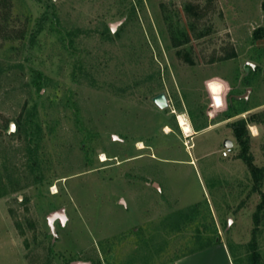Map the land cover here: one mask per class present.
I'll use <instances>...</instances> for the list:
<instances>
[{"label":"rangeland","instance_id":"obj_1","mask_svg":"<svg viewBox=\"0 0 264 264\" xmlns=\"http://www.w3.org/2000/svg\"><path fill=\"white\" fill-rule=\"evenodd\" d=\"M263 2L0 0V264H264Z\"/></svg>","mask_w":264,"mask_h":264},{"label":"trees","instance_id":"obj_2","mask_svg":"<svg viewBox=\"0 0 264 264\" xmlns=\"http://www.w3.org/2000/svg\"><path fill=\"white\" fill-rule=\"evenodd\" d=\"M262 6L264 9V2L262 4ZM46 16L48 17L47 12L43 15V17H46ZM43 17L39 20L40 26L38 27L37 31H40V29H42L43 24L45 23V21L43 20ZM58 31L63 33V31L59 28H58ZM35 35L36 34L33 33L32 40L35 39ZM255 36H256V38L264 37V26H260L257 29ZM185 61L188 62L189 64H194V60L192 57H187L185 59ZM245 78H246L247 82H249V78L247 76ZM41 79H42V73L40 71H38L36 74V78L34 79V85L38 88L41 87ZM236 113L237 112L235 109L230 108L227 117H231V116L235 115ZM33 116H35V111H33L31 113V117H33ZM250 120L253 121V119H251V118H250ZM31 123H32L31 129H30L31 132L29 135H30V138L33 139V138H35V134H38L40 132V128H39L38 123L35 120L31 119ZM232 124H233L234 134H235L236 138L238 139L239 143L242 145V148L239 151V153L237 154V157L243 158L251 164L250 157L248 155H246L247 149L249 147V139L247 137V126H246L247 120L239 119Z\"/></svg>","mask_w":264,"mask_h":264},{"label":"water","instance_id":"obj_3","mask_svg":"<svg viewBox=\"0 0 264 264\" xmlns=\"http://www.w3.org/2000/svg\"><path fill=\"white\" fill-rule=\"evenodd\" d=\"M117 24H118V22H113V23L109 24L112 31H114L116 29ZM251 64L254 65L253 63H251ZM207 85H208L209 91L211 93V96L213 98V101L215 103V106L218 108L223 106L224 105L223 94H224V91L226 89L225 84L218 79H213V80L209 81ZM152 100L160 109H165V108L169 107V100H168V97H167L165 92H161V93L155 95L152 98ZM10 130L11 131L15 130V123L14 122L10 123ZM224 146L225 147H232L233 141L231 139H228V138L225 139ZM58 216L65 219L66 216H65V212H64L63 208L51 212L49 214V219H50V221H52ZM70 264H83V263L80 261H73Z\"/></svg>","mask_w":264,"mask_h":264},{"label":"crops","instance_id":"obj_4","mask_svg":"<svg viewBox=\"0 0 264 264\" xmlns=\"http://www.w3.org/2000/svg\"><path fill=\"white\" fill-rule=\"evenodd\" d=\"M164 264H234V261L226 244L220 242Z\"/></svg>","mask_w":264,"mask_h":264},{"label":"built area","instance_id":"obj_5","mask_svg":"<svg viewBox=\"0 0 264 264\" xmlns=\"http://www.w3.org/2000/svg\"><path fill=\"white\" fill-rule=\"evenodd\" d=\"M182 114L186 116V120L188 121L189 125L191 126V128L193 130V126L191 124V121H190L188 115L186 113H182ZM179 116L180 115H178V122H179V127H180V129H181V131L183 133V136L186 137V138L192 137L193 134H194V130L191 133L186 131L184 124H182V122L179 119ZM231 150H232V147H225L224 150H223V155H225V156L228 155V153H230Z\"/></svg>","mask_w":264,"mask_h":264},{"label":"bare ground","instance_id":"obj_6","mask_svg":"<svg viewBox=\"0 0 264 264\" xmlns=\"http://www.w3.org/2000/svg\"><path fill=\"white\" fill-rule=\"evenodd\" d=\"M179 115H180V116H179V119H180V121L182 122V124H184L186 131H188L189 133H191L193 130H192L191 126L189 125L188 121L186 120V116L183 115V114H179ZM166 130H167V131H170V127L167 126ZM255 130H256V129H255ZM144 146H145V145H143L142 142H139V147H140V148H142V147H144ZM106 159H107V158H106V155L103 154V155H102V160H106Z\"/></svg>","mask_w":264,"mask_h":264}]
</instances>
